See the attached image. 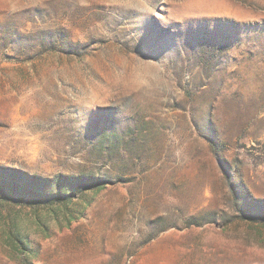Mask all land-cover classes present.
<instances>
[{
    "label": "rangeland",
    "instance_id": "374dc122",
    "mask_svg": "<svg viewBox=\"0 0 264 264\" xmlns=\"http://www.w3.org/2000/svg\"><path fill=\"white\" fill-rule=\"evenodd\" d=\"M0 264H264V0H0Z\"/></svg>",
    "mask_w": 264,
    "mask_h": 264
},
{
    "label": "trees",
    "instance_id": "16d2710c",
    "mask_svg": "<svg viewBox=\"0 0 264 264\" xmlns=\"http://www.w3.org/2000/svg\"><path fill=\"white\" fill-rule=\"evenodd\" d=\"M27 191H28V193L33 194V190H32L31 188L27 189ZM61 194H62V193H60V192H58L57 195L54 194L53 199H54V198H55V199H56V198H59V199H60ZM63 194L65 195L66 193H63ZM66 195H67V194H66ZM73 195H74V193H71L70 195H67L66 197H67L68 199H70L71 197H73Z\"/></svg>",
    "mask_w": 264,
    "mask_h": 264
}]
</instances>
